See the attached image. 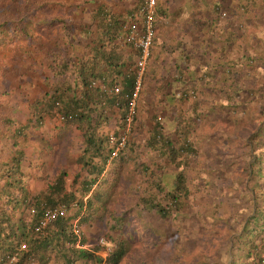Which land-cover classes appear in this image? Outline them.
I'll return each mask as SVG.
<instances>
[{
  "label": "trees",
  "instance_id": "1",
  "mask_svg": "<svg viewBox=\"0 0 264 264\" xmlns=\"http://www.w3.org/2000/svg\"><path fill=\"white\" fill-rule=\"evenodd\" d=\"M13 2L10 8H0V31L9 38L22 36L25 42L17 47L22 60L14 68H7L8 73L2 74L0 80V264H119L126 250L123 241L115 239L111 252L103 257L99 249L105 246L100 238L110 241V235L99 236L96 244L91 245L81 224L92 223L97 212L104 210L102 206L107 196L95 186L100 183L103 170L111 164L109 156L115 144L110 134L121 133L110 131L109 122L115 120L119 127L132 126L138 116L137 100L133 121L127 123L139 55V49L127 40V25L133 21L143 0H135L132 6H125L121 11L113 10L104 0ZM160 2H156V20ZM50 6L62 9L60 14L50 17L47 13ZM219 13L222 17L227 14L225 10ZM156 20L153 41L157 36ZM41 24L47 28L42 33H50L49 41L35 36ZM56 28L58 36L54 32ZM80 36L82 38L76 42ZM34 38L45 51L41 57L29 47ZM39 61L47 73L44 74L45 89L36 98L29 99L26 96L28 69L37 66ZM153 67L150 55L139 96L144 79L153 76ZM228 70L233 72L231 68ZM115 85L119 86L117 92ZM258 87L259 92L264 91V83ZM247 94L254 96L253 91ZM255 112L264 115V105L255 108ZM200 117L198 114L195 119ZM155 122L151 133L147 132L141 139L139 145L145 147L141 153L155 156L158 161L165 157L166 161L160 163L162 172L158 181L152 182L155 175L152 169L149 170L152 177H145L149 178L145 184L149 188L147 196L142 198L145 207L139 209L157 211L162 217L189 212L190 218L200 213L199 209H193L196 203L189 194L194 188L187 184L185 173L190 159L197 154L195 139L186 137L183 132L177 139H171L161 133L159 122ZM47 124L52 132L44 130ZM129 144L128 139L126 147L113 160L123 157L132 146ZM56 152L61 156L59 164L48 167L47 164L53 163L52 155L57 157ZM69 157H75L81 166L71 176ZM263 161L264 155L255 152L251 168L245 169L249 181L255 180L251 187L245 185L244 194L251 192L253 196L250 201L246 195V210L232 211L228 200L224 216V222L228 223L224 225L225 235L221 234L223 245L221 240L207 243L211 251L206 254H210L216 264L221 256L224 262L229 259L226 264H264ZM146 166V163L141 165L143 169ZM168 168L175 171L171 172V178L166 173ZM118 169L120 173V165ZM39 177L42 186L35 188L32 180ZM60 204L66 205V213L40 228L44 209ZM208 223L202 231L206 239L210 237L207 233H218L215 227H208ZM115 226L112 222L111 227ZM175 228L168 238L164 235L162 239L166 249L174 241L183 240L190 245L194 237L201 242L205 240L189 231L180 235ZM216 246L219 247L217 254ZM163 250L159 254L169 251ZM199 254L201 252L194 254L190 263L204 264ZM170 258L175 264H185L180 260V250Z\"/></svg>",
  "mask_w": 264,
  "mask_h": 264
},
{
  "label": "crops",
  "instance_id": "2",
  "mask_svg": "<svg viewBox=\"0 0 264 264\" xmlns=\"http://www.w3.org/2000/svg\"><path fill=\"white\" fill-rule=\"evenodd\" d=\"M104 1L115 11L135 2ZM157 8V36L151 50V64L155 71L153 76L144 79L138 99V116L132 126L119 127L115 120L109 122V130L126 132L132 145L129 144L131 148L117 159L119 163L135 161L145 148L139 145L141 139L147 132L151 133L157 121L161 133L171 139H177L182 132L195 139L197 154L190 159L185 173L187 184L194 188L190 198L193 197L196 204H203L201 214L192 216L200 219L210 215L212 220L225 216L229 202L232 211L246 210V195L250 201L253 196L251 192L244 194L245 185L251 187L255 180L249 181L245 169L251 168L255 152L264 155V125L261 128L264 115L255 114V108L264 105V91L259 92L258 87L264 83V0H161ZM222 10L227 12L224 17L219 13ZM45 29L41 24L35 36L49 41V31L42 33ZM54 32L58 36V28ZM35 40L29 47L41 57L45 51ZM230 68L233 72L228 70ZM44 74L40 61L37 66H29L28 98H36L45 89ZM232 82L237 84L235 94L227 90ZM193 90L196 92L190 95ZM249 91L254 92L253 97L248 96ZM155 113L157 116L153 119ZM198 114L201 117L196 120ZM44 130L52 132L48 124ZM75 137L78 139V135ZM130 139L134 141L130 142ZM155 161L154 167L159 162ZM208 202L211 206L216 205L219 211L211 210ZM174 214L160 219L167 223L157 221L152 225V234L156 237L141 245L151 250V255L138 258L135 264H175L171 254L176 255L177 248L186 249L187 245L183 240L167 243V249L162 244L164 235L168 238L173 233L177 213ZM184 226L189 233L194 231L206 240V233L202 232L206 228L205 222ZM218 232L224 234L222 230ZM204 241L207 247L209 244ZM223 243L221 240L220 244ZM218 248L216 246L214 250L216 254ZM161 249L169 251L159 254ZM206 256L199 260L204 264H216L211 255ZM228 261L224 262L221 256L217 264Z\"/></svg>",
  "mask_w": 264,
  "mask_h": 264
},
{
  "label": "rangeland",
  "instance_id": "3",
  "mask_svg": "<svg viewBox=\"0 0 264 264\" xmlns=\"http://www.w3.org/2000/svg\"><path fill=\"white\" fill-rule=\"evenodd\" d=\"M13 1L15 0H0V8H10V6L14 3ZM61 10L62 9L56 8V6H50V9L47 13L51 17L60 14L59 11ZM36 32L37 31H35V33ZM2 33L3 32L0 31V80L2 79V74L5 75L4 73H8L7 68H14V66L18 65V63L22 60L20 51H18L17 47L19 45L21 46L25 42L22 36L19 38H9L7 33ZM1 39H3L4 42H1ZM232 75L230 76L232 79H234V76ZM236 88V82H232L230 86H227L228 92H231L232 94H235ZM156 116L157 113H155L152 118L154 119ZM72 146L75 147L77 146V144H72ZM77 151L78 149H76V152ZM139 153L137 156L140 158L135 161H129L128 159V161H124L123 163H119V161L116 160L111 161V164L109 165V168L107 169L105 174L102 176L100 183L95 186L98 191L104 192L107 196L106 202L102 206L104 207V210L101 209L97 212L96 215L98 216L92 223L90 221H87L86 223L81 224L86 235V240L90 244L92 243L91 245L96 244V240L98 239V237L103 234L106 237L110 235L109 237L111 239L110 241L112 245H114L115 239H120L121 241H123L126 250L119 264H135L138 258H149L151 255V250L142 248V242L146 240L150 243L151 241H153L154 237H156L152 234V225H155L157 221H163V223L166 222V220L164 219L160 220L163 217L157 211L149 210L146 208L143 210L139 209V207H145L143 205L142 198L147 196L146 189L149 188L145 185L146 180L152 177L150 176L149 170L152 169V172H154L155 174L152 178V182L158 181L159 174L162 172L160 163H165L166 159L165 157H160L158 166L154 167L153 164L154 162H156L155 160L157 159V157L149 156V154H144L143 152ZM56 154L58 157L59 153L56 152ZM52 159L53 163L47 164L48 167L58 165L61 158L58 157V160L56 161V157L53 154ZM67 162H69L70 165L68 167V169L70 170V176L72 175V172L80 170L81 166L76 162L75 157H69ZM143 163L147 164L145 169L141 167ZM119 165L122 168L120 173L118 169ZM171 172L175 171L173 169L170 170L168 168L166 173L169 175L170 178ZM146 176H148L149 178H145ZM32 185L35 186V188L41 187L42 184L40 181V177L34 178L32 180ZM201 192H204V190H201ZM202 204V202L200 204L197 203L193 208H197L200 210V213L198 215L201 214ZM207 205L209 207H212L211 210L219 211L216 205L211 206V202H208ZM184 209L186 211H189L188 206H185ZM187 214H189V212H187ZM187 214H181L180 217L177 215L175 218L174 226L177 227L175 228V230H177L180 235L186 233L187 229L184 225L197 226L201 222L206 223L207 221H209L207 225L208 227H217L215 231L222 230V232L224 233V228L222 227H224V225L228 223L224 222L225 220L223 215L219 216L218 219L214 218L217 220L216 222H214L212 219H210V215L205 218L201 217L200 220L197 216H191L189 218ZM112 222L116 224L114 229L113 227H111ZM195 229H197V227ZM193 233L194 236L199 235L196 234V232ZM207 235L210 236L207 237L208 239H206L207 243H216L217 241L221 240L220 232L207 233ZM190 241L191 243L190 245H187L186 249L182 248L180 250V248H177L178 251L180 250L181 259H179L184 260L185 264H193L194 262L190 263V261L192 257L195 256L194 254L199 252H201V254H199L198 256L200 260L204 259L206 255V257L210 256V254H202L204 252L210 253V245L205 247L203 242L198 240L197 237H194V239ZM101 253L102 255L106 256L104 252Z\"/></svg>",
  "mask_w": 264,
  "mask_h": 264
},
{
  "label": "built area",
  "instance_id": "4",
  "mask_svg": "<svg viewBox=\"0 0 264 264\" xmlns=\"http://www.w3.org/2000/svg\"><path fill=\"white\" fill-rule=\"evenodd\" d=\"M156 2L157 0H143V4L134 14L133 21L127 25V40L139 49L136 77L134 80L133 90L130 94L128 112L126 115L128 124L133 121V117L136 112L137 100L142 87V75L147 60L151 55L152 43L155 34ZM114 91H119L118 85H115ZM110 140L115 144V147L109 156V159H112L117 157L121 150L126 147L128 136L126 132L120 133L118 136L116 134H110ZM66 211L67 207L64 204L45 208L43 216L39 221V227H45L57 216L65 214Z\"/></svg>",
  "mask_w": 264,
  "mask_h": 264
},
{
  "label": "clouds",
  "instance_id": "5",
  "mask_svg": "<svg viewBox=\"0 0 264 264\" xmlns=\"http://www.w3.org/2000/svg\"><path fill=\"white\" fill-rule=\"evenodd\" d=\"M113 160V158L112 159H109V162H111ZM109 167H107V169H108ZM107 171V170H106ZM100 242H102V243H104V248H101V249H99V253L102 255V253L101 252H104V254H106V256H104L103 255V257H107V255L111 252V250H112V243H111V241H108V240H105L104 238H100ZM142 243H144V242H142ZM121 261V260H120ZM120 261H119V263H120Z\"/></svg>",
  "mask_w": 264,
  "mask_h": 264
}]
</instances>
